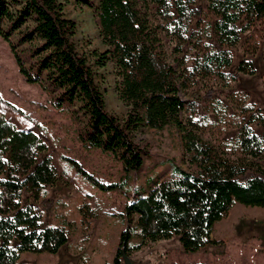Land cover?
<instances>
[{"label": "trees", "instance_id": "16d2710c", "mask_svg": "<svg viewBox=\"0 0 264 264\" xmlns=\"http://www.w3.org/2000/svg\"><path fill=\"white\" fill-rule=\"evenodd\" d=\"M69 1L0 0V37L10 44L20 74L40 85L54 108L70 110L82 146L112 154L125 176L104 184L73 159H62L91 187L123 190L148 155L136 140L138 131L174 127L182 134L190 165L187 170L170 164V174L148 178L131 194L115 264L173 236L186 253L221 243L212 240L213 227L235 202L264 208V111L245 92L223 99L215 89L231 87L240 74H255L253 60L242 59L236 72L228 69L234 61L231 49L244 34L250 33L242 42L247 54L260 48L253 34L257 26L264 41V0H206V8L198 0H74L96 9L107 50L96 52L93 61L78 47L77 21L65 13ZM160 32L177 41L179 53L192 46L179 67L165 57ZM25 43L27 48L19 51ZM107 61L115 65L118 96L129 107L123 119L107 109L97 82L94 65ZM197 86L204 91L201 101L181 97ZM47 151L34 128L18 127L0 108V264H18L24 252L57 253L68 242L66 225L45 224L38 206L23 204L25 192L44 201L58 180ZM77 210L83 222L97 217L85 197Z\"/></svg>", "mask_w": 264, "mask_h": 264}, {"label": "rangeland", "instance_id": "374dc122", "mask_svg": "<svg viewBox=\"0 0 264 264\" xmlns=\"http://www.w3.org/2000/svg\"><path fill=\"white\" fill-rule=\"evenodd\" d=\"M198 3L206 8V0H198ZM65 13L68 18L77 21L76 41L89 60H94L96 52L107 50L96 21L95 8L70 0L65 5ZM260 29L257 26L253 33L260 43L258 51L254 54L245 52L242 42L250 33L244 34L241 43L231 49L234 61L228 69L236 72L242 59L253 60L255 74H240L231 87L215 85V89L223 99L230 92H245L249 94L250 101L264 111V41L258 37ZM159 37L165 57L177 67L180 58L193 52L192 46L188 44L179 53L176 40L162 32ZM12 40H18L17 33L12 36ZM27 46V43L22 44L18 50L26 49ZM26 54L24 51L23 55ZM94 69L97 82L105 94L107 109L123 119L129 107L118 96L119 78L114 63L107 61L103 67L95 64ZM203 95L200 86L181 93V97L188 101H201ZM0 97L4 100V104L0 102V108L6 112L9 121L18 127H32L42 136L48 145L46 154L53 158L58 171V180L55 185L48 187L49 195L44 201H35L25 192L23 204L38 206L43 211L45 224H64L71 233L68 242L57 253L24 252L18 264H115L121 234L127 226L124 212L131 194H134L135 189L146 186L148 178L170 174V164L190 169L182 134L178 129L166 127L149 130L142 127L136 134V140L144 145L148 155H145L143 167L132 175L127 187L108 192L91 187L88 180L62 159L63 156L76 161L87 173L104 184L121 181L125 176L122 164L110 153L88 150L82 146L77 138L78 123L72 112L54 108L49 95L40 85L25 81L10 44L2 37ZM8 105L15 106L21 112H13ZM257 131L260 129L257 128ZM203 136L210 138L208 134ZM127 189L129 193L125 192ZM83 197L97 211V217L89 222H83L82 214L77 210ZM211 238L221 243L210 244L196 253L184 252L178 236L152 242L132 254L130 264H264V208L235 202L229 213L215 223ZM120 264H126L124 258Z\"/></svg>", "mask_w": 264, "mask_h": 264}, {"label": "water", "instance_id": "95a60500", "mask_svg": "<svg viewBox=\"0 0 264 264\" xmlns=\"http://www.w3.org/2000/svg\"><path fill=\"white\" fill-rule=\"evenodd\" d=\"M126 264H130V259L127 256H124Z\"/></svg>", "mask_w": 264, "mask_h": 264}]
</instances>
